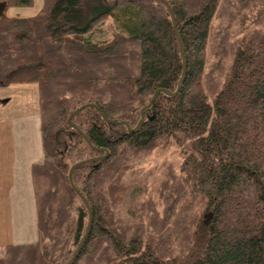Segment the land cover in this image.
<instances>
[{
    "label": "trees",
    "instance_id": "obj_1",
    "mask_svg": "<svg viewBox=\"0 0 264 264\" xmlns=\"http://www.w3.org/2000/svg\"><path fill=\"white\" fill-rule=\"evenodd\" d=\"M32 7L35 0H0ZM43 0L0 17V87L37 84L38 240L0 264H264V0ZM112 18L111 39L93 33ZM103 148L104 150H100ZM78 166L82 160L102 157Z\"/></svg>",
    "mask_w": 264,
    "mask_h": 264
},
{
    "label": "crops",
    "instance_id": "obj_2",
    "mask_svg": "<svg viewBox=\"0 0 264 264\" xmlns=\"http://www.w3.org/2000/svg\"><path fill=\"white\" fill-rule=\"evenodd\" d=\"M0 7L8 9L3 1ZM11 121L0 122V247L38 240L32 165L43 157L31 160L24 135L19 138Z\"/></svg>",
    "mask_w": 264,
    "mask_h": 264
},
{
    "label": "rangeland",
    "instance_id": "obj_3",
    "mask_svg": "<svg viewBox=\"0 0 264 264\" xmlns=\"http://www.w3.org/2000/svg\"><path fill=\"white\" fill-rule=\"evenodd\" d=\"M43 4V0H35L32 7H10L7 10L0 7V15L31 16L38 12ZM112 18L96 30L92 38L94 40H107L113 37L109 30ZM30 90V91H26ZM12 120L16 134L25 137L27 153L31 160H39L43 157L41 131H40V106L39 88L37 84H15L12 88L4 89L0 87V122ZM22 143V141L19 139ZM26 150V148H25ZM36 227V225H35Z\"/></svg>",
    "mask_w": 264,
    "mask_h": 264
},
{
    "label": "water",
    "instance_id": "obj_4",
    "mask_svg": "<svg viewBox=\"0 0 264 264\" xmlns=\"http://www.w3.org/2000/svg\"><path fill=\"white\" fill-rule=\"evenodd\" d=\"M169 8L170 10V13H171V17L173 19V23H174V28L176 30V33H177V36H178V40H179V45H180V50H181V53H182V57H183V75L181 77V80L179 82V86L177 88V90L175 92H170L169 90L165 89V88H158L156 90V92L154 93L152 99L150 100L149 104L147 106H145L142 110H141V120L139 121V123L136 125V127L132 128L130 126L129 123H127L126 121H122V120H118V119H110L106 116V114L101 110V108L95 104V103H86L82 106H80L76 111H74L70 117H69V124L74 127L75 129H77L78 131H80L84 137L87 139V141L93 146V144L89 141L88 137L83 133V131H81V129L76 126L74 123H73V117L79 113L81 110L87 108V107H95L99 113L104 117V119H106L107 121L111 122V123H114V124H124L128 129L129 131H135L137 130L138 128H140V126L142 125L143 121L145 120V112L148 108H150L154 102L156 101L157 97L161 94V93H166L168 95H176L179 90L181 89L182 85H183V82L185 80V76H186V71H187V60H186V55H185V52H184V47H183V42H182V39H181V36H180V33H179V30H178V27H177V21H176V15H175V11L173 9V7L171 6V4L167 1V0H162ZM95 147V146H93ZM100 150H104L103 148H99ZM108 154V151L105 150V155L102 156V157H97V158H91V159H86V160H82L76 164H74L70 170V173H69V177H70V182L73 186V188L76 190V192L80 195V197H82V199L85 201V203L89 206L88 204V201L86 199V197L83 195V193L76 187L75 183H74V180H73V173L75 171V169L82 165V164H85L87 162H90V161H98V160H103ZM90 209V220H89V225H88V228H87V231L78 247V249L76 250V252L74 253L73 257L66 263V264H73V262L76 260V258L78 257L80 251H81V248L83 247V245L85 244V241L90 233V230H91V227H92V222H93V215H92V210H91V207H89Z\"/></svg>",
    "mask_w": 264,
    "mask_h": 264
}]
</instances>
